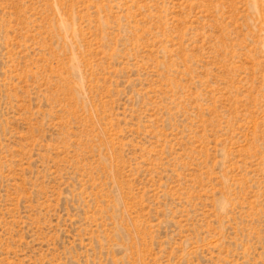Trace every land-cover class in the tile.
Listing matches in <instances>:
<instances>
[{"label": "rangeland", "instance_id": "rangeland-1", "mask_svg": "<svg viewBox=\"0 0 264 264\" xmlns=\"http://www.w3.org/2000/svg\"><path fill=\"white\" fill-rule=\"evenodd\" d=\"M0 264H264V0H0Z\"/></svg>", "mask_w": 264, "mask_h": 264}]
</instances>
